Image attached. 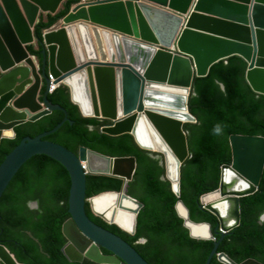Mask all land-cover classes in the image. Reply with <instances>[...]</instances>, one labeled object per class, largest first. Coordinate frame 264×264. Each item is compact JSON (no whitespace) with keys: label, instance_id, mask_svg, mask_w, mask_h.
<instances>
[{"label":"water","instance_id":"95a60500","mask_svg":"<svg viewBox=\"0 0 264 264\" xmlns=\"http://www.w3.org/2000/svg\"><path fill=\"white\" fill-rule=\"evenodd\" d=\"M65 1L0 0V100L11 95L0 112V146L3 140L16 137L18 126L54 110L65 113L48 100L50 74L68 88L70 101L82 116L112 122L102 133L131 134L139 147L159 153L166 171L163 179L180 198L182 166L190 157L185 125L197 121L188 105L194 79L207 76L219 61L239 55L248 63L247 82L264 95V0H79L63 17L43 28L38 38V23L56 15ZM35 44L40 47V64L28 50ZM66 121L65 113L54 128L34 138L25 137L5 157L0 165V199L27 161L46 155L61 163L71 179L70 218L63 224L67 243L62 249L68 260L150 264L131 244L96 224L86 212L89 202L95 215L136 234L137 216L144 204L127 190L137 170L136 158L109 157L85 147L76 154L44 139ZM230 146L232 162L222 166L219 188L200 200L218 218L215 229L207 222L192 221L181 199L175 208L192 238L215 240L206 264L215 256L222 264H264L254 258L238 263L228 254L218 253L222 240L241 224V198L258 191L264 172V136L234 134ZM92 154L105 158L109 169L93 168ZM120 161L133 162L131 173L117 171ZM89 175L124 181L120 192L98 196L118 194L137 204L132 231L114 219L117 208L129 210L123 203L110 211V218L96 211L93 200L98 196L87 199ZM31 207L38 205L32 203ZM192 225L204 227L208 235H195ZM0 262L27 264L2 244Z\"/></svg>","mask_w":264,"mask_h":264},{"label":"trees","instance_id":"16d2710c","mask_svg":"<svg viewBox=\"0 0 264 264\" xmlns=\"http://www.w3.org/2000/svg\"><path fill=\"white\" fill-rule=\"evenodd\" d=\"M78 1L67 0L56 15L41 20L35 28L36 36L40 38L43 28L63 17ZM28 50L41 61L38 45H30ZM247 68V61L239 55L221 60L210 68L207 76L194 79L189 97V110L197 122L185 125L190 157L182 166L180 199L188 207L192 221L207 222L213 230L218 218L201 207L200 199L219 188L221 168L232 162L230 136H264V95L256 93L247 82ZM10 98L11 95H7L0 100V112ZM48 100L65 110L68 121L45 140L61 144L76 154L85 147L105 156H133L137 160V170L127 189L130 196L144 204L137 216L136 234L131 235L95 215L87 202L86 212L91 220L122 237L150 264H206L215 241L190 236L175 208L179 198L173 193L170 182L163 179L166 171L161 156L139 147L131 134L102 133L105 122L82 116L63 85L48 94ZM65 113L54 110L34 122L18 126L14 139L2 141L0 165L25 137L34 138L51 130L63 120ZM217 125L219 133L213 130ZM123 184L117 177L89 175L87 199L105 192H120ZM70 188L67 169L42 154L27 161L12 179L0 199V244L19 262L97 264L87 259L81 263L71 262L62 251L67 243L63 224L70 218ZM33 202L38 207L31 208ZM241 212L240 226L222 240L218 253L224 252L238 263L248 258L264 263V172L258 191L241 198ZM211 264L222 263L215 256Z\"/></svg>","mask_w":264,"mask_h":264},{"label":"bare ground","instance_id":"6f19581e","mask_svg":"<svg viewBox=\"0 0 264 264\" xmlns=\"http://www.w3.org/2000/svg\"><path fill=\"white\" fill-rule=\"evenodd\" d=\"M184 93V92H182ZM91 165L95 169H109V163L107 160L103 157H100L98 155L92 154L91 156ZM88 167V166H87ZM133 167L132 161H120L117 166V171L120 173H123L124 175H127L131 173ZM211 198L208 197V201H210ZM123 203L125 207H127L129 210H122L117 208L118 213L115 216V221L121 225L124 229L127 231H132L135 227L136 223V215L133 210L136 209L137 204L133 202L131 199L123 198L121 195L116 194H103L101 196L95 197L93 200V205L96 211L107 214V217L110 218L111 216V210L114 209V207L118 203ZM112 218V217H111ZM195 235L200 236H207L208 232L204 227L201 226H193Z\"/></svg>","mask_w":264,"mask_h":264},{"label":"clouds","instance_id":"9594fccd","mask_svg":"<svg viewBox=\"0 0 264 264\" xmlns=\"http://www.w3.org/2000/svg\"><path fill=\"white\" fill-rule=\"evenodd\" d=\"M67 1V0H66ZM65 1V2H66ZM64 2V3H65ZM63 3V4H64ZM76 4V3H75ZM75 4H72L71 5V7L73 6V5H75ZM63 7V6H62ZM70 7V8H71ZM62 9V8H61ZM37 44H35L34 46H36ZM29 47V46H28ZM32 54V53H31ZM32 55H34V54H32ZM36 56V55H35ZM227 60V59H226ZM38 62H39V64L41 63V61L38 59ZM47 78H48V81H49V87H48V94H51L53 91H55V89H57L59 86H61L62 84H60V82H55V79L53 78V76L52 75H50V74H48V76H47ZM51 85H53V86H55V88L50 92L49 91V89H50V87H51ZM63 86H65V85H63ZM66 87V86H65ZM44 92V91H43ZM191 94V93H190ZM262 95V94H261ZM189 97H190V95H189ZM93 118V117H92ZM97 119H100L101 121H104L105 122V125L103 126V127H106V126H108V125H110L112 122H110L109 120H107V119H103V118H97ZM197 122V121H196ZM195 122V123H196ZM103 127H101V129L103 128ZM214 132H216V133H219L220 132V127H219V125H217V126H215L214 127ZM188 134V133H187ZM153 153H155V152H153ZM159 154V153H158ZM160 155V154H159ZM161 156V155H160ZM161 159H162V157H161ZM221 181V180H220ZM220 186V185H219ZM217 190V189H216ZM215 190V191H216ZM212 192H214V191H212ZM210 193V192H209ZM206 194H208V193H206ZM100 195V194H99ZM205 195V194H204ZM98 196V195H97ZM95 197V196H94ZM92 198V197H91ZM202 198V197H201ZM90 199V198H89ZM180 199V198H179ZM201 200V199H200ZM33 203H35V202H33ZM32 204V203H31ZM200 205H201V203H200ZM201 207H203L202 205H201ZM32 208V207H31ZM204 208V207H203ZM177 211V210H176ZM104 220V219H103ZM117 225V224H116ZM118 226V225H117ZM123 230V229H122ZM216 238V237H215ZM217 240V239H216ZM143 242H145L144 240H142ZM215 241V240H214Z\"/></svg>","mask_w":264,"mask_h":264},{"label":"built area","instance_id":"2783aa9c","mask_svg":"<svg viewBox=\"0 0 264 264\" xmlns=\"http://www.w3.org/2000/svg\"><path fill=\"white\" fill-rule=\"evenodd\" d=\"M54 88H55V86L51 85L49 91L51 92Z\"/></svg>","mask_w":264,"mask_h":264}]
</instances>
